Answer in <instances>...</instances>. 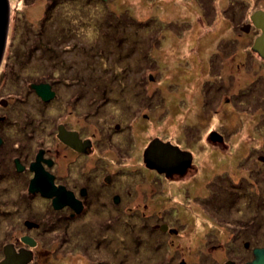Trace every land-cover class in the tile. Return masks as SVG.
<instances>
[{
  "label": "flooded vegetation",
  "instance_id": "flooded-vegetation-1",
  "mask_svg": "<svg viewBox=\"0 0 264 264\" xmlns=\"http://www.w3.org/2000/svg\"><path fill=\"white\" fill-rule=\"evenodd\" d=\"M99 1L106 3L108 7H114L115 0H70L69 2L74 4L73 7H98ZM109 1L112 3L109 4ZM211 3L207 4V0H199L197 5L206 9L213 7L216 10L215 3ZM244 3L243 0H236L233 3L228 1L225 3L228 5L220 7V10L222 18L230 22L236 20L238 23L239 20L245 19L240 22L241 26L238 27L237 24L233 26L241 33L237 32L231 37L239 41L240 46L246 48L244 58L233 61H237L235 64L238 72H241V68L245 69L246 60L251 62L253 67L249 72L253 80L246 86L248 89L240 88L239 85L243 80H240L239 75L236 78L237 94L219 95L227 88H233L235 83L228 73L219 74L220 57L216 53L217 58H213L208 72L204 74L205 78L213 77V80L205 81L208 85L204 88L200 107L206 113V109L224 103L226 107H231L230 112L236 109L239 115L233 117L239 119L241 124L248 118L247 114H250L254 120L252 123L254 141L257 142L260 138L259 134L264 136V128L260 132L255 131L256 128L264 127V121L255 127L256 120L264 119V101L260 99L264 94V57L254 48L256 40L262 35V30L256 26L253 16L264 17V0H253V4H257V7H245V10H241L240 7L243 8ZM39 45L36 47L35 44L25 45L26 52L20 49L12 54L26 58L29 53L33 55L41 52V49H38ZM206 62H210V57L206 58ZM255 67L260 74L255 71ZM223 69L227 70L225 63ZM17 75L19 71L15 76ZM62 81H65V78H62ZM76 81L77 79L72 77L67 78V85L64 86H70L71 96L67 103L78 108L76 111L78 113L81 112L82 102L97 103L98 95L93 94L91 89L97 90L98 86L85 83L83 90ZM210 83L213 86H209ZM40 84H47L54 94L53 97L57 96L51 82L31 83L29 87ZM13 96L10 97L11 99H0V127L2 124H7L6 120L9 116L2 112L8 108L9 102L14 103L15 99L23 102L25 100L23 96L21 98L18 95ZM235 98L239 99L241 105L235 104ZM103 101H106V98ZM41 102L39 103L42 105L44 102ZM217 107L218 109H214L215 113H219L222 109L220 105ZM97 112L99 110L93 107L92 111L90 108L86 110L84 115L90 118L91 114ZM13 117L11 142L8 147L6 137L3 136L7 132L2 133L0 130L2 141L0 144V263L4 259V249L11 246L17 253L21 250L30 252L31 260L28 264H49L51 252L55 250L53 246L56 245L59 255L64 257L67 237L71 236V239L78 240L77 244H73L75 252L73 259L77 264H257L255 251L264 250V199L259 197L261 194L259 187H264V156L258 155L251 159V154L247 153L242 159V164L234 163L232 160L236 153L231 154V158H225L221 154H215L213 158L208 149L209 142L214 145L213 149L217 150L226 149L227 145L224 134L209 131L201 142L203 152L201 160L204 162L202 164H195L193 151L185 149L184 152L191 156L190 162L178 164L171 172H160L144 162V152L147 149L144 144L139 154L141 164L132 165L133 169L119 162L121 149L116 150L118 155L116 163L122 167L119 170L120 174H116L109 171L110 168L106 164L96 162L98 132L85 135L82 126H73L65 121L54 123L45 120V115L33 116L27 110L20 114L16 111ZM142 117L143 120L148 118L145 114ZM134 120L137 119H133V125ZM121 128L117 123L115 132H120ZM233 129L235 132L236 129ZM60 132L74 134V137L70 135L71 140H75L74 146L60 139L58 137ZM194 133L200 136L194 131H188L186 134L187 137H191ZM47 138L54 143L49 144ZM131 139L134 140L135 136H131L125 145H122L123 150L134 147L130 144ZM163 142L173 144L170 141ZM173 145L181 148L177 143ZM212 161L217 163L225 161L226 164H218L219 168L214 172L212 168L208 169L207 165ZM36 164L40 166L46 181L51 180L55 188H63L64 195L72 198L74 208L68 203L55 208L54 197H46L40 192L30 191V184L36 175L32 167ZM131 171L142 173L141 184L146 180L149 184L155 185L161 179L173 178L177 181L176 177L179 178L178 180L191 177L188 180L190 187L197 185L203 190L204 195L190 197L191 202L181 205L180 210L175 205L167 214V210L164 209L160 210L158 215L150 212L148 206H157L159 202H163L161 195L155 188L152 189L154 197L146 195L141 191V184L137 185L135 190L129 181L128 173ZM258 171L262 172L260 176ZM146 175L151 179L145 178ZM132 204L135 205L131 206ZM183 211L191 214L190 221L182 219L183 214L179 212ZM164 236L169 240H165ZM25 239L29 243H26ZM162 240H165V245Z\"/></svg>",
  "mask_w": 264,
  "mask_h": 264
},
{
  "label": "rangeland",
  "instance_id": "rangeland-1",
  "mask_svg": "<svg viewBox=\"0 0 264 264\" xmlns=\"http://www.w3.org/2000/svg\"><path fill=\"white\" fill-rule=\"evenodd\" d=\"M69 1L8 0L9 25L0 63V99H11L13 95H18L20 98L25 97V100L23 102L15 99L14 103L10 101L8 108L2 112L9 116L7 124L0 127L2 133L7 132L3 135L6 137L7 147L11 142L10 132L15 112L20 114L27 110L33 116L45 115V120L54 123L65 121L73 126H82L85 135L98 132L96 162L106 164L110 168L109 171L116 174H120L119 170L122 168L116 163L118 156L116 150L121 149L119 162L133 169L132 165L141 164L139 154L142 145L145 144L148 148L150 140L155 137L162 141L177 143L181 147L179 149H183L181 151L192 150L195 156L194 163L197 165L204 163L201 160L203 156L201 142L209 131L224 134L227 145L226 149L219 148V151L213 149L214 145L210 142V148L205 145L213 158L215 154L231 158V154L236 153L232 160L234 163L242 164V159L247 153L251 154V159L258 155L264 156V136L259 134L260 138L257 142L254 141L252 124L254 120L250 114H247L248 118L241 124L239 119L233 117L239 115L236 109L230 112L231 107H226L224 103L206 109V113L200 107L204 88L208 85L205 81L213 80V77L205 78L204 74L208 72L213 58H217L216 53L220 57L219 74L228 73L235 83V87L227 88L219 95L237 94L236 78L239 75L240 80H243L240 88L248 89L246 86L253 80L249 72L253 65L248 60L245 61L247 62L245 69L241 68V72L236 71L238 69L235 62L244 58L246 48L231 38L237 32L241 33L233 26L236 24L238 27L241 26L240 22L245 19L239 20L238 23L236 20L230 22L222 18L220 10V7L228 5L225 4L228 1L233 3L236 0H207V4L215 3L216 10L213 7L206 9L198 6L199 0H115L114 7H108L106 3L100 1L97 3L98 7H73L74 4ZM243 1L245 6L240 7L241 10H245V7L258 6L253 4V0ZM219 4L221 6H218ZM122 18L124 22L120 23ZM114 23L118 25L113 26ZM113 35L116 36L115 39ZM105 36L108 37L106 41ZM122 37L126 38L125 42L116 44ZM46 40L60 43L57 48L63 53L61 60L51 56V60L47 62L45 60H48L50 54L42 55L39 52L34 53L32 57L29 53L27 58H24L26 61L23 59L24 63L21 64L20 58L16 59L12 54L20 49L26 52L25 45L35 44L36 47ZM128 41H133L130 44L133 48L130 50L131 55L126 58L124 53ZM31 46L29 48H32ZM207 57H210L209 63L206 62ZM234 59L237 61H233ZM224 63L227 70L223 69ZM66 67H74L81 71L82 80L77 84H80L83 90L85 83L101 89L112 87L113 90L105 92L107 96L100 97L97 103L82 102L81 112L77 113L78 108L67 103L71 94L70 86H64L67 85V78H70L65 76V71L63 72ZM94 68L97 69V81H91L86 76L87 71L91 70V77ZM18 71L19 75L15 76ZM255 71L260 74L257 68ZM101 74L103 76H99ZM60 77L65 78V81L60 80ZM219 79L221 80L220 76ZM40 82H51L57 96L42 101L35 89L29 87L31 83ZM210 85L213 86L212 83ZM135 89L140 91L137 98L133 94ZM91 90L94 93L95 89ZM206 94L208 95V92ZM263 97L264 94L260 99L264 101ZM104 98L106 101L102 102ZM41 101L44 102L42 105L39 103ZM101 102L102 104H99ZM235 104L241 105L239 99L235 98ZM218 105L222 109L215 113L214 109H218ZM21 107L25 110H21ZM93 107L99 112L91 114L90 118L85 117V111L89 108L92 111ZM144 114L148 118L143 120ZM134 118L137 120H134L133 125ZM263 121L264 119L256 120L255 127L259 123L261 125ZM117 123L122 127L120 132H115ZM233 128L236 129L235 132ZM262 128L264 127L256 128L255 131L260 132ZM188 131L197 132L200 136L194 133L193 136L187 137ZM131 136H135L134 140H130L134 147L123 150L122 145H125ZM48 139L47 142L52 145L54 141ZM173 144L172 146H175ZM218 164L226 162L212 161L207 163L208 169L212 168L216 172ZM258 174L260 176L262 172L258 171ZM128 175L131 186L136 190L137 185L141 184L142 173L131 171ZM144 177L151 179L148 175ZM190 178L183 177L178 180L176 177L177 181L173 178L161 179L158 180V184L150 183L152 186L146 180L141 184V191L146 195L154 197L152 189L155 188L163 201L157 206H148L149 211L158 214L160 210L165 209L167 214L175 205L180 210L181 205L190 203V197L203 196V190L197 185L190 187L188 183ZM260 189L259 197L264 199V187H259V192ZM179 213L183 214V220L190 221V213L184 211ZM70 237H67L64 257L59 255L56 245L53 246L55 250L51 252L49 264H77L73 259L75 253L73 244H77L78 240ZM164 238L169 240L168 237ZM165 240H162L163 245ZM37 256L39 260L42 259L39 254Z\"/></svg>",
  "mask_w": 264,
  "mask_h": 264
},
{
  "label": "water",
  "instance_id": "water-1",
  "mask_svg": "<svg viewBox=\"0 0 264 264\" xmlns=\"http://www.w3.org/2000/svg\"><path fill=\"white\" fill-rule=\"evenodd\" d=\"M253 21L256 26L262 30V35L256 40L254 48L262 57H264V17L261 16L258 18L254 15ZM8 25L9 2L8 0H0V63L3 58V52L7 40ZM32 88L35 89L37 95L44 101H47L54 96L47 84L32 85ZM64 134L67 136H64ZM70 135L74 137V134L72 133L60 132L58 137L65 141V143L74 146L75 140H71ZM1 142L0 139V144ZM190 158L191 156L189 153L181 151L178 147L172 146L169 142L164 143L160 139H153L144 154L145 163L151 168H155L163 173L175 170L177 165L182 162H190ZM32 168L35 170L36 175L30 184L31 192H40L46 197H54L53 206L55 208H59L64 203H68L74 208L72 198L64 195L63 188H55L51 183V180L50 182L46 181L38 164L34 165ZM24 241L29 243L27 239ZM255 254L257 257V264H264V250L255 251ZM30 260L31 254L29 251L21 250L17 253L11 246H7L4 249V259L0 264H28Z\"/></svg>",
  "mask_w": 264,
  "mask_h": 264
},
{
  "label": "trees",
  "instance_id": "trees-1",
  "mask_svg": "<svg viewBox=\"0 0 264 264\" xmlns=\"http://www.w3.org/2000/svg\"><path fill=\"white\" fill-rule=\"evenodd\" d=\"M121 22L120 23H123L124 21H123V18L120 20ZM118 24H116V23H114L113 24V26H117ZM137 28H138V26H137ZM138 32V31H137ZM114 36V39L116 38V36L115 35H113ZM105 41L107 40V36H105ZM125 40H126V38H120L119 39V41L117 40V43L116 44H122L123 43V41L125 42ZM48 41V42H47ZM67 41V40H66ZM122 41V42H121ZM133 41H128L127 42V47H126V52L124 53L126 56V58H128V55H131V52H130V50L133 48L132 46H130V44L132 43ZM58 44H60L59 42H56V41H54V42H52L51 40H46V41H42L41 42V45H39V47H38V49H41V54L42 55H45V54H50V53H52V54H50L49 56V58H48V60H45V61H49V60H51V56H55L57 59L58 58H60V60H61V56L63 55V53H62V51L60 50L59 51V49L57 48V46H58ZM140 43H139V48H140ZM18 53V52H17ZM62 53V54H61ZM33 55L31 54V57H32ZM15 58L17 59V58H20V63L21 64H23L24 62H23V59L25 58H21V57H17L16 55H15ZM27 58V57H26ZM42 59H44L43 57H41ZM25 61H26V59H24ZM18 61V60H17ZM18 63H19V61H18ZM68 68V69H67ZM73 69H75L74 67H72V68H70V67H66V68H64L63 69V72L65 71L66 72V74H65V76H70V77H72L73 79H77V81H76V83L77 82H79L80 81V83H81V80H82V74H81V71L80 70H78V69H75L74 71H73ZM94 70V72H93V74L91 75V77H90V71L91 70H86L87 71V73H86V76H88V78H90L91 79V81H93V80H96L97 81V69H93ZM99 76H103V74H101V75H99ZM101 78V77H100ZM60 80H62V78L60 77ZM99 80H101V79H99ZM72 83H74V82H72ZM83 84H84V81H83ZM105 89H101V88H97V90H94V93L93 94H97L98 95V99L100 100L101 98L100 97H106L107 96V94L105 93V92H110V91H112L113 90V88L112 87H104ZM106 90V91H105ZM139 93H140V91H138V90H134L133 91V94H134V96H135V98H137L138 96H139ZM96 99V98H95ZM97 99V100H98ZM7 121V120H6ZM9 121V120H8Z\"/></svg>",
  "mask_w": 264,
  "mask_h": 264
}]
</instances>
